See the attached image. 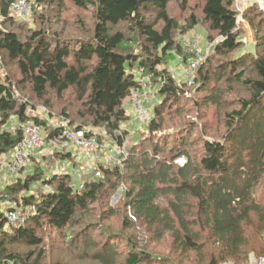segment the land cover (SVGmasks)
I'll use <instances>...</instances> for the list:
<instances>
[{
	"label": "trees",
	"instance_id": "obj_1",
	"mask_svg": "<svg viewBox=\"0 0 264 264\" xmlns=\"http://www.w3.org/2000/svg\"><path fill=\"white\" fill-rule=\"evenodd\" d=\"M14 1L0 0V126L14 117L45 126L46 142L63 138L68 127L28 112L16 89H29L46 104L65 99L61 115L75 131L104 130L123 146L126 100L134 89L144 92L147 76L158 101L129 155L103 176L76 184L71 172L36 168L7 184L3 199L35 205L36 213L16 227L0 223V264H43L46 241L86 264H245L251 252L264 254V13L256 6L243 13L256 39L255 51H246L236 0H71L93 13L91 27L81 20L76 29L62 17L67 0H37V29L19 25ZM198 27L212 49L193 84H179L166 64L182 53L177 35ZM209 110L217 129L201 124ZM22 138L19 127L0 130V158ZM181 156L184 164L176 162ZM33 186L51 190L20 196ZM118 189L121 202L111 205ZM167 240L170 254L151 247Z\"/></svg>",
	"mask_w": 264,
	"mask_h": 264
},
{
	"label": "rangeland",
	"instance_id": "obj_2",
	"mask_svg": "<svg viewBox=\"0 0 264 264\" xmlns=\"http://www.w3.org/2000/svg\"><path fill=\"white\" fill-rule=\"evenodd\" d=\"M46 1V0H45ZM28 5L31 8V14L28 18H26L24 23H20L19 25H24L25 28L34 27L35 29L40 28V22H36V14L34 13V7L37 4V0H27ZM173 6L174 11L173 14H177L184 21V15L180 12V8L176 3ZM191 6H194L196 2L194 0L190 1ZM236 8L240 11L239 15V23L241 28H243V33L241 34V39L244 42L245 46L243 50L246 51H255L254 46L256 45L255 33L253 27L250 25L249 21L243 17V13L245 10L251 6H256L258 9L264 13V0H236L235 1ZM42 10V12L48 13V9L41 6L37 8ZM199 11V10H197ZM154 16V15H153ZM37 17V16H36ZM53 17V15H52ZM62 17L68 22L70 27L76 29L78 26V22L83 20L88 27H91L93 24V13L91 10H82L77 8L71 0L66 1L65 10L62 13ZM18 25V24H17ZM18 29V28H17ZM75 31V30H74ZM76 34H80L78 31H75ZM177 40L179 43L183 45L182 53L180 54H171L169 56V62L166 64V67L171 72L173 76L178 77V83L180 84L182 80H184L183 74L184 69H187L190 62H196L197 67L200 63L209 56L212 44L208 43L205 40V31L202 27L194 28L187 33H182L177 35ZM197 51V52H196ZM188 54V57L185 58V55ZM3 69H0V73H2ZM148 83L144 89L145 93V103L148 104V114L147 118H141L137 114L138 109L134 108L130 104V99L126 100V105L129 110L130 119L123 124L124 129L130 130V134L125 139V149L126 154L120 157H117L114 153L115 148L119 146H115V144L111 143L110 135L100 129L92 128L91 126H85L84 128H90L94 132H96V136L101 143L99 148H95L94 150L87 152L82 155L81 158L73 157L70 159L62 160L58 157V151L67 152L71 151L72 146L70 142H66L65 138H56L53 140H47L46 144L37 152V154L33 155L30 159L28 166L19 174L18 178H22L25 180L27 178V174L34 172L36 168H42L43 172L48 173H61V172H71L74 175V182L76 184H81L84 180L88 178H99L104 175L103 168H113L115 165H121L126 156L129 155L128 148L133 143V140L136 137H141L143 132H145L148 122L150 118L153 116V109L158 101V98L154 97L155 88L150 84V77H146ZM188 85V84H187ZM191 86V85H188ZM17 96L21 101L29 103L28 112L33 117H38L40 121H44L49 119V125L54 127L65 126L68 129L75 131V126L69 127V123L64 120V116L61 115V110L63 106H67V101L65 99L58 100L57 98H50L51 103L46 104L44 100L38 98L34 93L29 89H16ZM194 94L192 90H188L187 95L190 96ZM71 95H66V99L71 98ZM203 112H206V109L202 108ZM195 114V112H193ZM209 115L207 119L201 122V124L207 122L211 125V130L217 129L219 127L218 120L216 118V114L213 110H209ZM20 123L16 118L13 117L10 124L6 126H0V130L4 128H8L10 130L15 131L17 127H19ZM45 129V126H42ZM168 128L167 130H169ZM199 133V130L196 131ZM213 134H217L215 131H210ZM194 134V136L197 135ZM0 172H3L0 170ZM100 172V175H98ZM2 180L0 179V184ZM49 191L51 187H42V186H33L31 190L22 192L20 196L29 195L31 193H38L40 191ZM121 189H118L113 197L110 199L111 205L119 204L121 201ZM259 199H264V182L259 189ZM11 202V201H10ZM13 204V203H12ZM6 210L5 205L0 206V211ZM117 219H111L110 222L115 224L117 223ZM54 241V240H53ZM46 247V257L43 261V264H53L57 260H62L63 262H67V264H86L80 258H78L77 254L71 252L70 248L65 245H61L58 242L54 241L52 243L45 242ZM157 254H170V243L169 240L162 242L161 244H156L151 246ZM252 253V252H251ZM81 261H80V260Z\"/></svg>",
	"mask_w": 264,
	"mask_h": 264
},
{
	"label": "built area",
	"instance_id": "obj_3",
	"mask_svg": "<svg viewBox=\"0 0 264 264\" xmlns=\"http://www.w3.org/2000/svg\"><path fill=\"white\" fill-rule=\"evenodd\" d=\"M11 14L17 20H25L31 14V8L27 0H15L11 6ZM197 52V51H196ZM197 68L196 62H190L187 69H184V81L188 85H192L195 79V70ZM131 104L138 109L137 114L141 118H147L148 111L145 107V93L134 89L131 93ZM22 131L23 138L20 143L7 155L0 158V170L4 172L5 176L9 179V183H13L18 178L19 174L28 166L30 159L33 155L37 154L46 144V138L43 128L31 122L21 123L19 125ZM90 135H87V134ZM63 138L70 142L73 148V155L81 158L83 154L99 148L100 141L96 136V132L90 128L72 131L66 128L63 132ZM114 153L117 157L126 154L125 145L115 148ZM186 161L184 156L179 157L176 162L184 164ZM100 175V172H98ZM83 187V185H81ZM4 186H0V206H6L3 210L2 219L0 223L5 222L4 227L19 226L25 223L28 218L34 216L36 213L35 205H17L4 200ZM1 228V225H0ZM219 264H235L233 261H223ZM245 264H264V254L256 255L250 253Z\"/></svg>",
	"mask_w": 264,
	"mask_h": 264
},
{
	"label": "crops",
	"instance_id": "obj_4",
	"mask_svg": "<svg viewBox=\"0 0 264 264\" xmlns=\"http://www.w3.org/2000/svg\"><path fill=\"white\" fill-rule=\"evenodd\" d=\"M71 150H73V148ZM0 179L2 180L0 186H4V189L6 188L7 184H11L9 183V179L5 176L4 172H0Z\"/></svg>",
	"mask_w": 264,
	"mask_h": 264
}]
</instances>
